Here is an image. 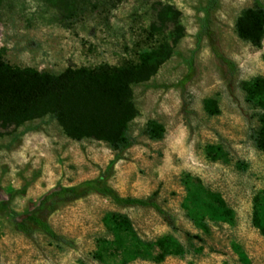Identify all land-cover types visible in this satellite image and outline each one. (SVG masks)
<instances>
[{
  "label": "rangeland",
  "instance_id": "obj_1",
  "mask_svg": "<svg viewBox=\"0 0 264 264\" xmlns=\"http://www.w3.org/2000/svg\"><path fill=\"white\" fill-rule=\"evenodd\" d=\"M253 4L0 0V53L10 66L58 75L156 54L150 76L130 86L135 142L111 172L109 144L71 138L54 106L0 125V264H264V152L256 136L263 98L250 102L245 94L264 80V41L254 47L235 32ZM75 6L85 9L82 16H72ZM207 17L234 72L218 63L202 35ZM206 100L217 103V115H207ZM114 116L103 106L109 127ZM152 121L163 129L158 138L143 134ZM79 128L87 132L83 118ZM107 171V187L122 198H154L175 230L151 208L120 207L94 193L58 202L50 214L35 210L51 190ZM4 209L19 217L33 212L59 240L19 232Z\"/></svg>",
  "mask_w": 264,
  "mask_h": 264
},
{
  "label": "trees",
  "instance_id": "obj_2",
  "mask_svg": "<svg viewBox=\"0 0 264 264\" xmlns=\"http://www.w3.org/2000/svg\"><path fill=\"white\" fill-rule=\"evenodd\" d=\"M63 3L64 0H57ZM73 17H80L85 12L83 7H72ZM237 37L254 47H260L264 41V0H254L251 8L244 10L235 24ZM202 35L208 40L211 52L220 65L229 72L235 71V65L221 53L214 32L211 30L209 17L202 28ZM156 54H144L138 62H125L121 66L103 65L92 69L87 67L67 68L63 73L55 75L39 72L31 68L10 66L0 53V125L7 127L20 119L33 116L39 109L54 106L56 118L62 124L67 134L75 139L92 136L103 139L114 155L109 170L122 159L123 153L134 145V138L129 132V123L134 118V108L130 102V86L150 76L149 68ZM149 71V72H148ZM149 74V75H148ZM250 102L256 96L262 97L260 114L256 131L257 148L264 152V80L257 79L246 90ZM75 104H71L72 101ZM101 105L98 107L97 105ZM103 106L114 111L115 116L109 127L108 121L101 118ZM204 110L212 117L219 113L214 100L204 102ZM87 132L82 131L80 120ZM163 129L156 122H149L143 134L150 138H158ZM109 171L97 180H89L77 186L58 187L45 194L36 206L41 214H50L58 202L80 200L91 193L109 198L120 207L151 208L166 223L175 230L171 216L163 210L154 198L136 199L122 198L105 185L104 180ZM212 199L223 206L224 202L218 197ZM8 217L15 222L16 229L30 235L40 231L48 237L59 240L49 224L43 218L29 212L25 217H19L12 211L4 209Z\"/></svg>",
  "mask_w": 264,
  "mask_h": 264
}]
</instances>
